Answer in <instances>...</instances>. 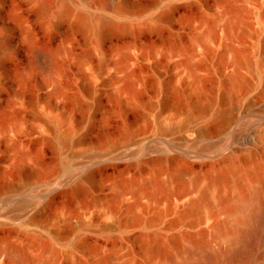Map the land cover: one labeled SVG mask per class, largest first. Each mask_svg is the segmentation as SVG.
I'll return each mask as SVG.
<instances>
[{
    "label": "rangeland",
    "instance_id": "374dc122",
    "mask_svg": "<svg viewBox=\"0 0 264 264\" xmlns=\"http://www.w3.org/2000/svg\"><path fill=\"white\" fill-rule=\"evenodd\" d=\"M101 1L0 0V264H206L264 173V0Z\"/></svg>",
    "mask_w": 264,
    "mask_h": 264
},
{
    "label": "bare ground",
    "instance_id": "6f19581e",
    "mask_svg": "<svg viewBox=\"0 0 264 264\" xmlns=\"http://www.w3.org/2000/svg\"><path fill=\"white\" fill-rule=\"evenodd\" d=\"M108 1L102 0L101 2L107 3ZM234 13L236 14V12ZM45 56L48 57V54H45ZM49 59H51L52 64L55 63L52 55H49ZM221 174L224 175V172ZM248 176L255 180L258 185L253 186L248 193L240 192L232 204H229L227 199H223L222 202L229 214L235 213L243 206L248 208V213L244 216H236L230 226L226 227L222 223L216 224L220 232L222 231L230 236V246L227 251L221 249L205 251L206 264H251L259 256L257 248L264 240V229L261 228V222L264 220V173L252 170L248 173ZM221 197L224 198L223 195ZM221 199L219 201H222ZM239 224H244L246 229L241 231L238 228ZM195 242H198L199 245L205 243L202 239Z\"/></svg>",
    "mask_w": 264,
    "mask_h": 264
}]
</instances>
